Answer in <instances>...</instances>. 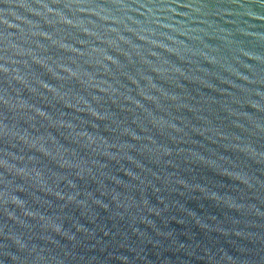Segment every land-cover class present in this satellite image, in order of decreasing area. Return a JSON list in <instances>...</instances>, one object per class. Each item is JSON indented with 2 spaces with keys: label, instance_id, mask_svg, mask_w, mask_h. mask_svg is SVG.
I'll return each instance as SVG.
<instances>
[{
  "label": "water",
  "instance_id": "water-1",
  "mask_svg": "<svg viewBox=\"0 0 264 264\" xmlns=\"http://www.w3.org/2000/svg\"><path fill=\"white\" fill-rule=\"evenodd\" d=\"M0 264H264V0H0Z\"/></svg>",
  "mask_w": 264,
  "mask_h": 264
}]
</instances>
